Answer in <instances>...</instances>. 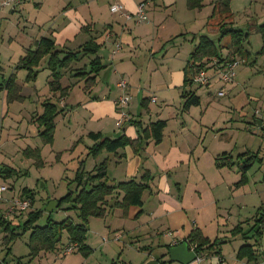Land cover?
<instances>
[{"label": "rangeland", "instance_id": "rangeland-1", "mask_svg": "<svg viewBox=\"0 0 264 264\" xmlns=\"http://www.w3.org/2000/svg\"><path fill=\"white\" fill-rule=\"evenodd\" d=\"M34 1L37 0H30V3L36 6ZM100 2L106 5L107 0H100ZM37 6L39 7V5ZM29 15V10L27 9L10 12L9 8L0 6V30L3 29V23L5 25L9 23L13 24L9 26L8 30H5L6 33H3L4 35H2V33L0 34V41L2 42V36H4L3 41H5L3 49L0 52V63L2 65L0 83L4 79H7L13 72H16L17 81L23 85V94L25 95L21 100L7 102L4 90L0 91V184L6 186L14 185V189H10L4 193L5 198H9L15 193L19 194V192H22L23 187L29 188L31 192L34 193L35 203L33 207L44 210L42 217L37 221L38 225H44L49 216L55 220H63L70 216L73 221H78L77 210L75 208L67 209V207L73 205L72 202H64L61 206H56V202H50L57 201L59 203V198L66 195L70 189H74V183H72V181L76 176L80 161L84 159L87 154L85 142H79L74 146V140L79 136L78 128L80 125V128H87V126L83 125V118L87 117V113L85 112V108L79 111L76 110L71 103L77 104L78 101H80V94L85 92L91 95L92 91L86 92V90H84V80L70 89L68 107L72 108L70 113L76 116L77 122L80 125H78L73 135H71L70 132L62 127L64 122L62 118L56 125L54 136V140L56 137V142L54 143L53 141L48 144L43 143L42 138L39 136V124L35 121L36 119L34 116L37 111H40V108H43L42 102L46 98L50 97L51 100L57 102L59 98L57 94L52 93L49 89L48 75L50 71L48 69L41 70L37 79L32 82L26 80L28 74L27 70L16 69L21 55L23 56L27 51L26 48L24 49L23 44L31 28L29 27L30 22L25 20L24 17L29 19ZM25 25L28 26L27 29ZM258 25V21L254 20L250 23L238 24V26L248 32L249 35L248 39L243 43L244 53L242 57H238L239 63L235 68L236 76L232 83H235L236 87L231 89L234 84H224V95L220 96L218 91L222 83L216 80L214 70H209L207 72V75L211 76V83L209 86L200 85L199 83H194L192 86V89L197 90L202 98L200 106L193 108L190 113H184L190 119V122L186 125L187 131H183L184 134L190 133L188 130L193 129L192 126L196 123L202 128L200 119L198 118L205 115L203 123L206 126L202 128L205 132L204 137L202 141H199L197 145L193 147L190 164H192V166L194 165L201 174L206 175V179L199 182V189L202 191L204 199H209L212 204V194L218 195V202L221 206L219 212L224 214V224L219 228L221 229L219 235L216 236L215 228L214 230L209 228L207 233H209L213 239L216 237L228 239L230 236V241L223 243L221 249L223 256L226 257L231 256L234 249H237L246 241L251 243L255 242L257 236L248 239L243 238V236L239 234L234 236L232 229L236 227L237 224L243 222V226L246 229L248 228L247 231L251 233V235L254 234L255 231L251 230L252 225L262 216L260 210L264 206V126L259 125L254 118L256 109L261 108L264 103V40L262 34L258 30ZM208 26L211 27L206 28L204 34L209 35L216 44L224 46L221 52L226 55L229 51L227 45H229L230 35H226L220 39V31L216 29V25L211 24ZM213 27L215 29H213ZM10 36L14 37L10 39ZM178 37H180V39L175 42L181 47L180 58L182 59L194 48L195 42H191L193 35H188V33ZM110 49V43H107L98 54L107 55V53H110L111 55ZM169 50L171 57L168 61L173 59L172 46L169 47ZM160 54H162V51L157 52L154 56L157 57ZM87 61H89V57L85 58L84 61L83 59L81 61L79 60L75 63V66H82ZM105 61L108 60L105 58ZM129 65L132 66V63L124 62V69L129 67ZM104 69L101 71L100 82L97 85L104 84V74L108 71ZM138 75L139 73L137 72V76ZM67 76L65 77V83L71 79L69 74H67ZM119 78L120 73L111 75V81ZM32 86H37L39 90L36 92ZM97 88H95V94L99 95L101 99L106 97L102 95V92H99L100 90ZM137 104L139 103L137 102ZM121 109L127 111L125 117L127 119L125 121L129 120V118L148 120L149 116L146 110L142 109L139 118L134 117V114H130L131 110L135 113L138 109L140 110V107L136 108L135 105H132L129 111L128 105L125 109ZM122 113L121 110H117L113 118L106 119L105 124L97 123V121L92 120L89 129H96L97 127L104 126L102 132L108 133L110 129L113 130L121 126V124L117 122L122 118ZM155 117L157 116H151L153 120ZM162 117L168 118L169 121L168 127L166 126L167 129L165 128L166 137L164 142L158 147L154 144H150L148 147L145 146L144 155L152 154L149 162L146 163V161H148V155L146 158L141 156L140 172L144 173L146 169L150 168L149 170L154 172L151 173L154 174L155 181L153 182L154 179L152 180V192L150 189H147L144 193L143 208L146 211V215L141 219L140 223H142V221L144 223L149 221L151 207L154 208L157 204V199L155 198L156 194H158L157 190L159 191L160 189L155 186V184L159 181L162 171H164L162 165H158V158L153 152L155 150L164 152L175 140H182L183 134H179L177 129L178 126L181 128L183 126L180 122L183 121L181 115L179 119H175L172 114L165 112L162 114ZM232 117H234V119H232ZM178 122L179 125H177ZM86 140H88V138H86ZM28 147L33 149L37 147L40 148V154L43 159L42 163H39V160L32 156L26 155V149ZM223 151H227L230 156L226 159H222L223 163L219 166L216 158ZM106 154H108L107 151H104L98 157L92 155L87 156L88 160L86 158L85 162L86 170H93L95 165L105 158ZM254 154H258L263 160L260 161L255 157L254 164L249 172L244 173V171L239 168V162L241 160H250L251 156ZM113 156L114 155H111V158H113ZM234 162L235 164H233ZM131 163V161L128 162L126 168L132 169ZM187 163H179L177 167L172 170L173 173L170 182H172L174 188H176L177 182H181L180 186L182 190L185 188V185L188 184L187 171L189 163ZM5 166H11L19 172L21 171L20 174H24L19 177L15 175L5 179L2 173V168ZM116 168L117 164L115 161L112 160L108 163V173L111 181H113L112 178L116 176ZM242 175L246 176L247 180L243 185H238L242 179ZM215 182L219 183L220 188L214 187ZM187 186L188 199H191L194 193L198 195L196 192H189L192 185L190 186L188 184ZM7 202L9 201L3 200L1 202V204H4L3 207H6L5 203ZM169 203L171 206L166 205L170 210L167 215L168 217L175 218V220H171L170 223L172 229L179 227L178 223H182L181 221L185 220L187 227L186 231H189L191 228L188 226L193 225V221L191 218H188L187 214L194 215L196 211H178V204H175L173 200H169ZM51 204L54 206V209L49 211ZM206 213L207 211L204 208L199 216V220L206 225L211 224L212 220L205 222V219H207ZM21 217L22 221H24L27 217V211L23 212ZM20 218L15 216L12 219L19 220ZM105 223L106 221L101 218H91L87 243L94 248V251L87 258L78 251L67 255L58 251H43L40 255L32 257L28 246V239L31 231H27L13 240L9 245L11 247V251L9 252L8 245L4 243L5 231L0 226V264H112L114 259L123 260L128 264H145L151 257L159 258L168 250L167 245L162 244V241H164L162 232H155L153 233L155 235L151 236L147 233V230H144L142 233L137 234L139 231L135 232L132 227L128 226L127 230L122 233V228L110 231V227L105 226ZM258 223L260 222L258 221ZM96 225L101 227L94 229ZM262 225L263 234L257 247L264 246V222H262ZM115 227L117 226L114 225V228ZM171 231L173 232V230ZM183 232L184 231H181L180 234L177 235L178 238L182 240L184 239V235L181 234ZM117 236H119V238H117ZM68 242V233L65 232L61 242L62 246L67 245ZM164 259L167 260L168 256ZM226 261H228V264L231 263L230 258H227ZM193 262L198 263V260L196 259ZM165 264L181 263L169 261Z\"/></svg>", "mask_w": 264, "mask_h": 264}, {"label": "crops", "instance_id": "crops-1", "mask_svg": "<svg viewBox=\"0 0 264 264\" xmlns=\"http://www.w3.org/2000/svg\"><path fill=\"white\" fill-rule=\"evenodd\" d=\"M141 1L143 0H107L106 5H104L102 2H100V0H37L34 1V4L36 6L39 5V7H36L30 3V0H26L23 6L18 10L21 11L27 9L29 10L30 14L29 19L24 17L25 20L30 22L29 27L31 28L30 32H28L26 35V39L24 40V49L26 48L27 50V48L33 45L35 40L42 36H51L55 38L57 43L60 45H65L69 48L78 47L88 40L90 36H98V41H105L104 46H106L107 43H110L111 55L110 53H107V55L99 54L102 57L103 63L106 65L104 70H108L104 74V84L97 85L99 84V80L101 78L100 72L98 76V83L91 90L92 96L84 92L80 94V101H78L77 104L71 103L78 111L82 108H85L87 117L83 118V125L87 126V128H80L81 125L78 124L76 116L73 113H70L72 108L68 107L69 94L62 98L59 102L61 107L65 108V111L57 117V123L63 118L64 122L62 127L70 132L71 135H73V132L77 129L78 125H80L78 128L79 136H77V139L74 140V146L79 142H85V150L87 153L88 147L95 142L89 137V133L102 132L104 129V126L97 127L96 129H89L90 122L95 120L97 123L105 124L106 119L113 118L114 113L116 114V111L120 109L116 105V100L123 94L118 87V82L122 78H126L129 84V87L126 90V96L129 98V111L131 110L132 105H135L136 108L140 107V110L138 109L135 113L131 110L130 114H134V117L139 118V114L143 109L146 110L149 116L147 121L145 119L142 120L141 118H132L131 120H141L143 125L146 126L150 122L164 119L167 121L168 127V118H163V113L168 112L172 114L175 119H179L181 115L183 119V121H180L183 125L182 128L176 126L179 134H183L182 140H175L172 145H170L169 148L164 152L157 150L153 152V154H156L158 158V165H162V169L165 172L162 171L159 181L155 184V186H157L160 190H157L158 194H156L155 198L157 199V204L154 208L151 207V211L149 212L150 219L148 222H146L147 224L143 221L140 223L141 219H143V217L146 215V211L143 208V195L142 206H131L129 209V214L126 217L122 215L121 209L115 208L103 219L106 221L104 225L110 227V231L119 230L122 228V233L127 230L128 226L132 227L135 232L139 231L137 234L142 233L144 230H147V233L151 236L155 235L153 234L155 232H162L164 235V241H162L163 245H174L180 242L182 239L178 238L177 235H179L181 231H184L185 233L183 232L181 234L184 235L183 238H186L188 233L196 226L201 227L207 236L213 238L209 233H207V230H209V228L214 230L215 228L216 236L219 235V232H221V229L219 228H221L220 226L224 224V214L219 212L221 206L219 205L217 194H212V204L209 199H204L202 191L199 189V182L205 180L206 175L201 174L194 165L192 166V164H190L192 160L193 147L196 146L199 141H202L204 137L205 132L202 130V128L206 126L203 123L205 115L198 118L200 119L202 128L198 126V123H196L192 126L193 129L188 130L190 133H183V131H187L186 125L188 122H190V119L184 113H190L192 112L193 108L200 106L193 105L189 109L183 110L184 98L182 97V92L185 86V69L190 61L191 52L194 48L185 58L181 59V47L175 41L180 39L178 36H184L186 33H188V35H193L191 42L194 41L196 45L198 36L204 34L206 28L211 27L208 26L211 25L209 24V19L213 11L214 4L217 0H203V7L195 9H190L188 7L187 0H151L147 7L149 18L145 21H139L136 16L127 19L121 13L136 12L137 6ZM115 3L120 4L121 12L113 13L111 11V5ZM230 8L234 13L233 24L238 28H240L238 24L250 23L252 20L258 21L259 24L264 22V0H230ZM14 11L17 10H10V12ZM89 23L92 24L91 31H82L81 28ZM10 25L13 24L9 23L5 25L3 23V29L0 30V34L2 33V35H4L3 33H6L5 30H8ZM25 26L27 29L28 26ZM213 29L215 28L213 27ZM13 37L14 36H10V39ZM3 39L4 36H2V42L0 41V52L3 49V44L5 43ZM117 45H120L121 48H118ZM170 46H172L173 59L168 61V59L171 57L169 50ZM159 51H162V54L157 57L154 56ZM105 58L108 61H105ZM84 60L85 58L83 61ZM124 62H130L132 63V66L129 65V67L124 69ZM137 72L139 73L138 76ZM119 73L120 78L111 81V75ZM215 75L216 77H214L216 80L222 83V86L218 91L221 92L225 90L224 84L227 83L223 82L218 74ZM49 78L50 74L48 75V80ZM63 83L66 84L65 78H63ZM231 84H234L231 87V89H234L236 84ZM32 87H34L36 92L39 90L37 86ZM95 88L99 89V92H102V95L106 97L101 99L99 95L95 94ZM4 92L6 98V90H4ZM154 98L156 99L154 100ZM145 99L147 101H145ZM137 102L139 104H137ZM143 105H147V107L145 108ZM261 108L264 109V103ZM39 110L40 111H37L35 116L42 113L43 108H40ZM152 115L157 117H155L153 120V118H151ZM232 119H234V117H232ZM131 120L125 121L121 126H118L113 130L110 129L108 134L119 136L124 133L130 137H137V126L133 124ZM177 125H179V122ZM166 129L164 139L160 144H155L152 139H149L147 141L146 147H148L150 144H154L156 147L162 145L166 137ZM86 138H88V140H86ZM55 142L56 137L54 143ZM111 155H114L113 158H111ZM147 155L148 161H146V163L149 162L152 154ZM107 156L109 157L110 161L113 160L117 164L116 176L112 178L113 181L118 182L131 179L132 177L141 176L142 173L139 170L141 164V155L135 153L130 146L119 149L116 154L108 153L106 154L105 158ZM85 158H87V154ZM130 161L132 162V169L126 168V164ZM187 162L189 163L187 180L188 184L190 186L192 185V188H190L189 192L198 193V195L194 193L191 199H188V184L185 185V188L182 190V187L180 186L181 182L176 183V188H174L172 182H170V178L173 173L172 170L177 167V164ZM150 171L153 172L152 170ZM154 181L155 178L153 182ZM214 187L220 188L219 183L215 182ZM152 189L153 185L150 189L151 192ZM169 200H173L175 204H178V211H196V214L194 215L187 214L188 218H191L193 221V225L188 226L191 228L189 231H186L187 227L185 220H182V223H178L177 220L179 227L172 229L170 223L171 220H175V218L168 217L167 215L170 210L168 207H166V205L171 206ZM2 207L3 204H0V209H2ZM204 208L207 211V219H205V222L212 220L211 224L206 225L205 223L201 222V220H199V216L201 215ZM140 209H142L144 213L137 217L136 214ZM254 224L252 226H254ZM114 225L117 227L114 228ZM98 227L101 226L96 225L94 226V229H97ZM247 229L243 226V232L239 235L242 236L244 232H247V234L250 236V233L247 231ZM171 230H173V232ZM169 232H172V234H169ZM229 238L230 236L225 240L230 241ZM257 248H259V251L262 252L264 246ZM237 249H234L233 254L227 257L223 256L222 251L220 254L206 252L204 253V260L198 261V263L191 262L190 264H228V261H226L227 258L231 259L230 264H258L249 262L246 258L239 259L236 256Z\"/></svg>", "mask_w": 264, "mask_h": 264}, {"label": "trees", "instance_id": "trees-1", "mask_svg": "<svg viewBox=\"0 0 264 264\" xmlns=\"http://www.w3.org/2000/svg\"><path fill=\"white\" fill-rule=\"evenodd\" d=\"M25 1L26 0H24L23 3H25ZM21 5L15 8H9V10H19ZM187 5L190 9L202 8L203 0H187ZM131 14H135V12ZM233 17L234 13L230 8V0H217L215 2L212 14L210 15L209 24H214L217 29H219L221 35L220 39L226 35H230L229 45H227L229 51L224 55L221 52V49L224 46L216 44L209 35L202 34L198 36L197 43L191 52L190 61L185 69V86L182 92V97L184 98L183 110H187L193 105H200L202 102L201 96L197 93V90L192 89L194 83H199L195 79L198 73L206 71L207 74L209 70H214L215 74L220 75V71L228 64L235 62L239 63L238 57H242V54L244 53L243 43L248 39L249 33L234 26ZM91 26L92 24L89 23L84 25L81 30L90 32L92 28ZM258 30L262 34L264 40V22L258 25ZM97 38L98 36H90L88 40L78 47L69 48L65 45H60L56 42L55 38L51 36H42L35 40L33 45L27 48L26 53L21 56L17 63L16 69H25L28 71L26 80L29 82L36 80L41 70L48 69L50 71V78L48 80L49 89L52 93L57 94V97L59 98L58 102L51 100L50 97L46 98L42 102V113L34 116L36 119L34 120L39 124V136L42 138L43 143L48 144L54 141L57 117L65 111V108L61 107L59 102L69 94L70 89L77 85V83L79 84L80 81L84 80L85 85L83 87L87 92L91 91L98 83L99 73L106 67V65L103 63L102 57L98 54L99 50L104 46L105 41H98ZM88 57L89 61L85 62V64L82 66H75V63L79 60L81 61ZM0 70H2L1 65ZM67 74L70 75L69 77L71 79L64 84L63 78H65ZM207 77L208 81L205 84H199L209 85L210 76L207 75ZM121 80L127 81V90L129 87L128 80L126 78H122ZM119 82L118 87L123 94L116 100V105L120 108L119 110L122 111L118 102L126 95V90L123 92L119 86ZM2 90H6L7 102L21 100L25 97L23 94V85L17 81L16 72H13L7 79H4L0 83V91ZM145 101L147 100L145 99ZM143 107L146 108L147 105H143ZM254 118L257 123L258 121L262 122V119L256 115V113H254ZM126 119L127 118H125L124 121ZM131 119L132 118H129V120ZM131 121L137 126V137H130L124 133L119 136H113L108 133L90 132L89 137L95 142L88 147L87 156L92 155L98 157L104 151H107L109 154H116L119 149L131 146L135 153L146 158L144 150L147 141L152 139L155 144L161 143L164 139V130L167 126V121L159 119L150 122L146 126L143 125L141 120ZM261 126H264L263 122ZM26 155L32 156L39 160V163H42L43 159L39 147L34 149L28 147L26 149ZM229 156L230 154L227 151H223L216 158L217 164L220 166L223 163L222 159H226ZM255 157L260 161L263 160L258 154H254L251 156L250 160H241L239 162V168L244 171V173L249 172L254 164ZM85 162L86 158L80 161V166L76 171L74 180L72 181V183H74V189H70L66 195L58 199V206H61L64 202L73 203V205L67 207V209L75 208L77 210L78 221H73L70 216L63 220H55L49 216L44 225H38L37 221L42 217L44 210L33 207L35 203L34 193H32L29 188L23 187L22 192H19V194L15 193L11 197L5 198L4 193L10 189H14V185L6 186L0 184L6 186V189L2 193L3 200H8L10 202V200L16 197L29 198L32 206V208L30 206L28 210L20 211L12 217L5 216L6 208L10 204L9 202L5 203L6 207L0 209V226L5 231L4 243L8 245L9 252L11 251L9 245L13 240L27 231H31L28 239V246L32 257L38 256L42 251H58L67 255L65 251L70 245H75L74 252L78 251L85 257H89L94 251L93 247L87 243L91 218L95 217L104 219L115 208L121 209L122 215L126 217L129 214L131 206L143 205L144 192L147 189H151L152 180L154 179V175L149 169H146L139 177H132L128 180L116 182L109 179L108 163L110 160L108 156L102 162L96 164L91 171L86 170ZM233 164H235V162ZM2 173L5 179L15 175L19 177L24 174H20L21 171L19 172L11 166L3 167ZM246 180L247 177L242 175V179L238 185H243ZM25 211H27V217L22 221L21 214ZM261 212L262 216L257 219L254 226L251 228L252 231H255L254 234L251 235L250 233L249 236L247 232H244L242 235L245 239L257 236L255 242L251 243L246 241L241 244L236 251V256L239 259L246 258L249 262L258 264L261 263L264 255V249L260 252L259 248H257V244L263 234L262 222H264V206L261 208L260 213ZM142 213L143 210L140 209L136 216L139 217ZM15 216L21 218L19 220L12 219ZM258 221L260 223H258ZM65 232L68 233L69 242L67 245L62 246L61 242ZM242 232V223L237 224L236 227L232 229L234 235ZM183 241H188L191 249L193 247L197 252V255L200 256H204V253L206 252L221 253V246L226 242L225 238H210L203 232L202 228L198 226L194 227L184 240H181L174 245H178ZM170 246L173 245L168 244L167 249ZM166 256H168L167 260L164 259ZM157 259L162 264L173 261L169 256L168 250ZM112 264L128 263L120 259H114Z\"/></svg>", "mask_w": 264, "mask_h": 264}, {"label": "built area", "instance_id": "built-area-1", "mask_svg": "<svg viewBox=\"0 0 264 264\" xmlns=\"http://www.w3.org/2000/svg\"><path fill=\"white\" fill-rule=\"evenodd\" d=\"M24 0H0V6L2 7H6V8H15L19 5H21L23 3ZM151 0H145V1H141L138 6H137V10L135 12V14H131L129 12H121V6L118 3L112 4L111 6V10L113 13H118L121 12L127 19H130L134 16H136L138 18L139 21H145L149 18L148 13H147V7L148 4L150 3ZM118 48H120V45H117ZM237 62L235 63H230L228 64L224 69H222L220 71V79L223 80L224 82L230 83L234 81V78L236 76V66H237ZM199 83L201 84H205L208 81V77L206 74V71H201L200 73H198L196 75L195 78ZM119 86L121 87V89L123 90V92H125L126 88H127V81L125 80H121L119 82ZM219 95H224V92L221 91L219 92ZM156 98H154L155 100ZM120 104L121 108H124V106L128 105V97L123 96L121 98V100L118 102ZM122 118L119 119L118 124H122L124 122V119L126 117V111L122 110ZM256 115H258L261 119L262 122L264 124V110L257 108L255 111ZM6 189V186L4 185H0V202L3 201V197H2V193L3 191ZM31 206V200L29 198H13L12 200H10V204L7 206L6 211H5V216L6 217H12L14 214L19 213L20 211L23 210H28ZM169 234H172V232H169ZM119 238V237H117ZM193 249V247H192ZM75 250V245H70L65 253L69 254V253H73ZM194 250V249H193ZM197 260L198 261H202L204 260V256L203 255H197ZM260 264H264V255H263V259L261 261Z\"/></svg>", "mask_w": 264, "mask_h": 264}, {"label": "water", "instance_id": "water-1", "mask_svg": "<svg viewBox=\"0 0 264 264\" xmlns=\"http://www.w3.org/2000/svg\"><path fill=\"white\" fill-rule=\"evenodd\" d=\"M259 125H262L261 121H258ZM56 202V206H58L57 201H51L50 203ZM54 206L51 204L49 207V211H52ZM169 256L173 261H177L181 264H190L194 260L197 259V252L191 249L188 241H183L178 245H173L168 248ZM145 264H162L157 258L151 257L146 261Z\"/></svg>", "mask_w": 264, "mask_h": 264}]
</instances>
